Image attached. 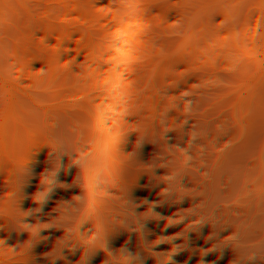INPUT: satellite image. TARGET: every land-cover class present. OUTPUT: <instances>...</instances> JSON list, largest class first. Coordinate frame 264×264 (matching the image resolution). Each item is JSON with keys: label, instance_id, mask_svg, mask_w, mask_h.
Returning a JSON list of instances; mask_svg holds the SVG:
<instances>
[{"label": "trees", "instance_id": "trees-1", "mask_svg": "<svg viewBox=\"0 0 264 264\" xmlns=\"http://www.w3.org/2000/svg\"><path fill=\"white\" fill-rule=\"evenodd\" d=\"M55 138L91 167L40 206ZM245 226L264 237V0H0V264H237L211 251Z\"/></svg>", "mask_w": 264, "mask_h": 264}, {"label": "clouds", "instance_id": "clouds-1", "mask_svg": "<svg viewBox=\"0 0 264 264\" xmlns=\"http://www.w3.org/2000/svg\"><path fill=\"white\" fill-rule=\"evenodd\" d=\"M43 72V70H41ZM189 93L185 90L184 91V97H187ZM191 101H187L185 108H184V113L188 114L191 112ZM179 107V105H177ZM168 110H174L173 108H168L165 111ZM126 115V113L124 114ZM169 130L165 128L163 135L165 136V133L168 132ZM196 133L193 132L190 136V142H194L196 140ZM143 141H141L140 146ZM55 147L53 148L51 145H48L50 151L49 155L51 157L56 158V165L53 166L50 169H46L40 176V185L42 186L40 191H37L33 196L32 199L37 203V205L42 206L47 202V200L50 197V194L54 191V189L59 186L60 183L57 179L58 173L61 168H71L72 166L77 167L78 169L83 170L85 168H90L91 167V154L85 153L81 150V152L77 153L72 149L70 144L63 140L62 138H55L54 139ZM64 156H67L69 158L68 165H64L62 162V158ZM181 160H180V165L184 166L187 165L190 161L193 160V156L189 154L187 148L183 149V152L180 154ZM164 167L163 165H158L154 166L152 168H162ZM164 169H167L166 167ZM27 174V171L25 172V175ZM165 180L162 181L166 187L162 189V195H168L169 194V182L176 180L179 182V177L175 176L171 171H166ZM99 174L93 176L90 178V182L93 184L94 187L99 186V180H98ZM185 197H188L187 194L184 195H179L178 202L182 201ZM41 208L38 207V211H40ZM37 211V212H38ZM152 211L155 212L152 208ZM33 213H29L28 215H25L20 218V224L25 225V226H30L32 223H27L24 222L22 218H26L31 216ZM187 217H194L188 220V223L186 224V233L189 232H201L202 229L205 226H211V223L208 219H206L203 216L196 215L194 212L190 211L185 217L181 218L176 222V224L184 223V219ZM154 218L155 217H151ZM146 220V219H145ZM85 221H81L78 225H76L77 231H80L81 225ZM171 226V225H169ZM230 226H224L222 231H225L229 229ZM22 230L28 231V227L22 228ZM41 228H36V230L33 233H30L32 235L40 236ZM221 231V232H222ZM245 231H246V226L242 228L241 230H235L231 229V231L227 235H221V232L219 233L220 236L223 237L222 240L218 242L216 246L212 248L211 252H218L221 255L223 254L224 250L226 249H231L237 256L239 257L237 264H257V261L264 262V237H258L254 240H246L245 239ZM69 235H72V232L68 233ZM215 235L210 234V240L214 239ZM100 239L99 235H92L91 238L88 240V244L95 246L96 242ZM173 241V240H172ZM171 241V242H172ZM168 242L167 240H160L157 242L155 245H159L161 243ZM5 243V241H4ZM153 245V247L155 246ZM105 246V245H104ZM76 247V246H75ZM75 247H70V249H75ZM182 249H177L176 251H171L170 255L168 256V259L166 261V264H175L174 260L172 259L173 255L180 252ZM126 256L124 260L121 262V264H132V261L136 258L138 254L130 252L129 250L125 249L124 250ZM140 264H145V257L141 256L140 257Z\"/></svg>", "mask_w": 264, "mask_h": 264}]
</instances>
